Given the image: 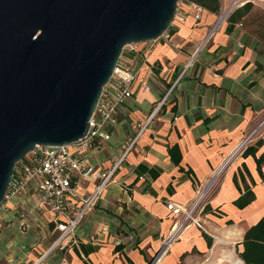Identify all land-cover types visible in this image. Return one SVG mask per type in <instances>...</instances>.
I'll return each mask as SVG.
<instances>
[{"label":"crops","instance_id":"crops-1","mask_svg":"<svg viewBox=\"0 0 264 264\" xmlns=\"http://www.w3.org/2000/svg\"><path fill=\"white\" fill-rule=\"evenodd\" d=\"M188 5L178 6L184 12ZM254 4L237 23L218 14L175 22L168 38L139 43L120 63L136 72L108 141L85 157L109 178L69 237L56 245L48 216L34 210L33 190L0 207V264H150L173 223L166 204H190L243 137L264 121V40L254 33ZM221 9V8H220ZM178 45V47H177ZM177 146L180 161L168 149ZM221 171L199 216L156 264H233L245 231L264 215V124ZM101 177L73 179L75 207ZM249 189L254 199L234 202Z\"/></svg>","mask_w":264,"mask_h":264},{"label":"water","instance_id":"water-1","mask_svg":"<svg viewBox=\"0 0 264 264\" xmlns=\"http://www.w3.org/2000/svg\"><path fill=\"white\" fill-rule=\"evenodd\" d=\"M179 0H0V205L36 147L85 136L130 44L159 38Z\"/></svg>","mask_w":264,"mask_h":264},{"label":"built area","instance_id":"built-area-1","mask_svg":"<svg viewBox=\"0 0 264 264\" xmlns=\"http://www.w3.org/2000/svg\"><path fill=\"white\" fill-rule=\"evenodd\" d=\"M182 2L186 3L188 8L184 12H179L178 6ZM249 2L253 3L254 0H220V13L210 34L227 20L235 9ZM204 12L205 10L198 4L179 0L174 18L168 29L159 38L149 42L168 38L169 32L175 27V22H182L186 16H191L195 21H199ZM137 46L138 44L125 46L122 54L135 52ZM135 76L136 72L128 65L121 64L119 60L111 78L102 89L89 119L85 136L69 145L38 146L24 156L15 165L0 207L33 190L38 198L34 210L46 214L50 218L49 223L53 225V229L59 233L54 245L73 234L111 174V172L103 173L96 170L88 163L85 154L97 147L98 142L109 140L110 133L108 130L116 123V116L120 107L132 97V83ZM263 124L264 121L260 122L243 137L221 168L197 192L190 204H166V208L173 216V223L150 264H156L157 261H160L168 253L170 246L180 239L185 230L191 226L202 229L199 216L206 206H202V204H204L208 192L230 160L237 155H242L248 143ZM76 175L83 178L89 176L102 178L94 194L84 200L79 207H75L71 200L74 193L73 179Z\"/></svg>","mask_w":264,"mask_h":264},{"label":"trees","instance_id":"trees-1","mask_svg":"<svg viewBox=\"0 0 264 264\" xmlns=\"http://www.w3.org/2000/svg\"><path fill=\"white\" fill-rule=\"evenodd\" d=\"M201 6L206 12L211 14H219L221 4L220 0H186ZM253 7L252 3H246L243 6L235 9L227 18L230 23L240 22L246 17ZM250 23L255 26L253 30L256 35L264 40V14H254L250 18ZM254 150L247 147L242 153V156H247ZM168 153L173 163L177 164L180 161V153L177 146L168 149ZM264 161V157L256 159L257 170L260 173V165ZM254 199L253 193L246 189L235 202V206L239 209L244 208ZM206 208V207H205ZM204 208V210H205ZM242 251L238 253V257L244 264H264V215L253 226L249 227L243 236L241 242ZM241 264V263H233Z\"/></svg>","mask_w":264,"mask_h":264},{"label":"rangeland","instance_id":"rangeland-1","mask_svg":"<svg viewBox=\"0 0 264 264\" xmlns=\"http://www.w3.org/2000/svg\"><path fill=\"white\" fill-rule=\"evenodd\" d=\"M263 4V6H264V0H254V2L252 3L253 5L254 4ZM257 13H255V14H264V10L263 9H261V8H258L257 9V11H256ZM220 13V12H219ZM219 15V14H218ZM120 60V59H119ZM258 125V124H257ZM256 125V126H257ZM256 126H254V127H256ZM253 127V128H254ZM252 128V129H253ZM251 129V130H252ZM252 141V140H251ZM251 141H250V143H248V145H247V147L251 144ZM17 165V164H16ZM213 189V188H212ZM211 189V190H212ZM211 190L209 191V193L211 192ZM206 204H202V206H205ZM48 219H50V218H48ZM58 235H59V233L57 232V231H55V233H54V237H55V239L53 240V242H52V244H54V242H55V240H56V238L58 237ZM155 257V256H154ZM153 260V259H152Z\"/></svg>","mask_w":264,"mask_h":264},{"label":"bare ground","instance_id":"bare-ground-1","mask_svg":"<svg viewBox=\"0 0 264 264\" xmlns=\"http://www.w3.org/2000/svg\"><path fill=\"white\" fill-rule=\"evenodd\" d=\"M159 264V263H158Z\"/></svg>","mask_w":264,"mask_h":264}]
</instances>
